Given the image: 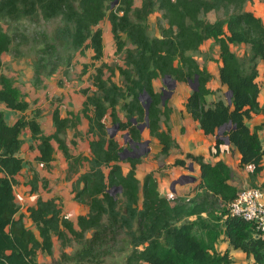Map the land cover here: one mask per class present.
<instances>
[{
    "label": "trees",
    "instance_id": "16d2710c",
    "mask_svg": "<svg viewBox=\"0 0 264 264\" xmlns=\"http://www.w3.org/2000/svg\"><path fill=\"white\" fill-rule=\"evenodd\" d=\"M113 1L0 0V22L58 20L61 27L53 33L54 40L65 43L72 52L90 50L93 62L103 58V34L97 26L106 18L116 53L124 54L122 66L116 68L120 83L112 80L114 69L101 63L92 77L95 90H81L80 113L87 120L85 135L91 137L88 158L73 156L65 139L66 131L72 130L71 144L75 146V139L81 136L77 115L62 116L55 108L52 131L43 133L39 112L24 116L29 108L25 95L10 78L0 75V104L20 114L8 125L0 111V264H37L39 252L52 255L53 241L60 251L55 264H104L105 259L118 257L121 264H233L228 250H216L219 241L244 253L252 264H264V238L250 223L229 215L227 206L240 189L230 183L232 169L218 159L224 144L220 138L215 137V161L206 162L203 156L191 153L174 161L173 167L183 169L188 163L195 164L199 175L189 194L170 200L161 195L153 173L146 174L142 182L137 179L142 159L122 160L123 148L105 125L109 119L111 126L138 144L142 141L139 127L147 122L148 137L161 147L158 156L168 157L179 146L170 133L171 108L154 82L170 77L189 85L196 80L198 89L186 98L185 111L204 136H216L219 128L226 127L223 137L238 152V166L247 170V185L242 187L263 190L264 143L258 132L264 131V105L258 101L257 80L258 66L264 64V21L245 9L252 0H141L139 7H134V0H118L115 8L111 7ZM155 12L162 13L165 27L159 29V36L150 37L146 21ZM220 12L223 16L213 22L204 18ZM16 35L0 29V70L1 57L10 52ZM207 41L218 49L217 78L232 93L230 105L226 97L217 95L219 90L208 88L214 76L194 58ZM54 47L48 43L39 53ZM237 47L247 51L239 57L232 51ZM41 63L39 59L37 69L44 68ZM52 71L54 64L49 73ZM262 77L264 80V73ZM211 95L216 99L207 102ZM253 116H261L263 122L251 130L247 123ZM25 130L36 142V163L51 169L57 151L67 164L70 194L87 208L75 223L64 215L57 197L38 196L33 206L20 211L13 188L25 165L19 157L20 135ZM260 179L263 181L258 183ZM27 186L35 194L39 188L47 191L48 181L33 170ZM111 190L116 193L112 195ZM72 245L79 248L67 253Z\"/></svg>",
    "mask_w": 264,
    "mask_h": 264
},
{
    "label": "rangeland",
    "instance_id": "374dc122",
    "mask_svg": "<svg viewBox=\"0 0 264 264\" xmlns=\"http://www.w3.org/2000/svg\"><path fill=\"white\" fill-rule=\"evenodd\" d=\"M140 5L141 0H134V7H139ZM115 7L116 5H113V8ZM245 9L252 12L256 17H259L264 21V0H252L246 3ZM222 16L223 15L221 12L210 13L204 18L205 20L212 21L216 18H221ZM146 26L148 35L150 37L159 36V29L165 27V21L162 19V13L155 12L150 15L147 18ZM58 27H61V23L58 20L49 22L33 20L21 21L19 23L1 21L0 29H2L5 33L8 35H12L14 32L17 33L10 52L3 55L4 63L1 69L5 70V72H8L9 75H13H11L12 77L10 76V80H12L11 82H13V84L19 83L20 88L22 89L21 91L24 93L26 99L29 102V108L25 112L24 116L30 118L36 112H39L37 120L40 123L43 133H49L52 130L51 114L55 108L59 109L63 116H66L67 114L77 115L79 118L77 129L81 133V136L75 139V146L71 144L73 139L72 130L66 131L65 139L67 141L69 151L73 156L81 154L82 156L88 158V143L91 140V137L85 135L87 130V120L80 113L81 105L84 101L81 90L88 89L89 92H93L95 90L92 85V77L94 75V69L100 66L101 63H105L114 69L115 74L113 75L112 80L115 83H120V77L116 71V68L118 66H122L124 54L116 53L115 45L110 33L109 23L106 18H104L97 26V28H99L103 34V58L100 62H93L91 60L92 52L90 50H84L81 54L79 52H72L67 48L65 43L55 41L53 33ZM22 36H24V38ZM122 39L125 40V37L122 36ZM48 43L55 44L53 51H47L45 54L39 53L40 50H42ZM207 44L208 43L203 44V48L200 49L198 53L194 54V58L201 67H205L215 77L217 76L218 70V62L216 61L218 49L214 44H211L208 47ZM126 48H130V45H128L127 42ZM232 51H234L237 56L241 57L244 52L247 51V48L237 47L232 48ZM69 56L71 57V60L67 61ZM39 59L42 60L41 66H44L43 69H37L36 67ZM52 59L55 60L52 61ZM53 64L54 71H52L50 74L49 72L51 68H53ZM258 69L260 75L257 82L260 86L261 93L263 94L264 80L262 75L264 73V64L260 63ZM36 70H38L37 74H35ZM0 72H2V70H0ZM104 77H109L108 71H105ZM217 83L218 80L215 78V81L212 79L208 86H210L213 91L217 90V88H220L217 95H222V97L225 98V93L227 91L225 90L222 92L223 87H221L220 84L219 87ZM171 86L173 87V94L178 86V84L173 83V80L157 79L154 82L155 90L163 94L164 99L167 101H169V99L172 97L171 94V96L168 98L169 90L167 88ZM185 87L188 89V91H191L190 85L185 84ZM209 98L210 100H214L216 99V96L211 95ZM15 114L17 115V118L20 117L19 113L16 112ZM120 116L122 117V113H120ZM258 123L259 119H257V117H253V119H251L248 124H250L252 127L254 124ZM105 125L107 127L108 133L113 135V138L117 140L119 145L123 148L121 155L122 160L126 157L141 158L143 166L146 168L144 171H147L149 166V170L152 169L153 172L156 173V176L159 180L163 182L177 181L178 184H175L174 189L176 186L183 185L186 182H197L198 177L196 176V169H193L194 164L188 163L187 167L184 169L172 166L176 159L184 158V155L181 151L172 150L168 157H162L151 153L155 146V142L153 139L148 137L145 128L142 131V141L138 144H130L129 139L125 138L126 132L115 131L113 126H111L109 119L105 120ZM161 127H163V124H161ZM225 131L226 128L221 132L217 131L216 136H207L208 138H205L201 142L205 146L203 150L206 153L208 160L213 161L215 160L213 153L216 152L214 148V138L218 137L224 142V144L219 148L218 158H220V155H223L229 161V164L233 170V180H238L235 185L238 186L241 192H243L245 187L242 186L245 185L244 182H241L238 179V176L246 180L247 171L246 169L240 168L238 166V158L234 156V149H231L233 147L225 143V137H223V133ZM180 133L183 134L182 130H180ZM258 135L260 140L264 142V133L259 131ZM20 139L22 141V148L19 153V157L24 160L27 169L21 175V180L19 182L24 183V185L27 186V182H29L32 176V171L34 170L32 168L33 165L41 172L44 171L50 177H54L55 182H70L66 179L67 164L59 152L55 151L54 162L51 164V169L46 170V168L35 162L36 142L31 138L29 131H23L20 135ZM146 141H148L147 146H143V143ZM208 141L211 143V145L207 148L206 144H208ZM86 167L87 164L84 163V167L81 170L84 171ZM107 172L108 170H105V173ZM189 178H192V180ZM195 186L196 183L193 185V189ZM166 187H162L160 189L162 196L164 195L170 200L178 197L176 195H171ZM28 191L29 190L23 191V189H21L19 192L20 199L24 198ZM22 209H25V207H22ZM27 224L29 223L27 222ZM78 248L79 246L72 245L67 250L68 253H73ZM104 262V264H113L112 262L121 264L119 257L113 260L105 259ZM52 263L55 264L53 261Z\"/></svg>",
    "mask_w": 264,
    "mask_h": 264
},
{
    "label": "crops",
    "instance_id": "0c3cea01",
    "mask_svg": "<svg viewBox=\"0 0 264 264\" xmlns=\"http://www.w3.org/2000/svg\"><path fill=\"white\" fill-rule=\"evenodd\" d=\"M209 21L213 22L214 20H212V21L209 20ZM107 32L109 33L108 30H107ZM205 43H208L207 47L211 44L210 41H207ZM202 48H203V45L201 46V49ZM1 61H2V66H3V63H4L3 62V55L1 57ZM1 70H2V72H0V75H4L8 78H11L13 76L12 74L9 75L8 72H5V70H3V69H1ZM215 78L218 80L217 76H215L213 78L214 81H215ZM176 84H178V86H177V88L173 94L171 92L172 97L168 101V107H170L171 111H172L170 114V123H169L171 136L176 140V142L179 146V151H181L183 153V155L186 153H191L194 155H201L204 157L206 162H212L211 160H208L206 153L203 150L205 146L201 143L205 138L207 139L208 137L203 136L202 132L199 130V126H198L197 122H194L192 120V118L190 117V115L187 114V112L184 109V102H185L186 98L189 96L191 91H188V89L185 87L184 83H176ZM217 84L220 87L219 82ZM14 87L18 88L20 90V92L23 93L21 91L22 89L20 88L19 83H14ZM208 88L210 90H212L210 88V86H208ZM219 89L220 88H217V90H219ZM222 89H223L222 92H224L226 90L224 87ZM214 91H216V90H214ZM171 94L170 95L168 94V98L171 96ZM209 97L210 96H208V98H207V102L212 101V100H210ZM258 101H259L261 106L264 105V93L262 94L261 90H260V94L258 97ZM0 111L3 112L4 119L8 125H12L15 122V120L17 118V115L15 114L16 112L6 109L3 104H0ZM61 115H62V113H61ZM253 117H257V119H259V123L254 124L251 127L250 124H248L251 121L250 120L247 123V125L249 126V128L251 130L263 122V118L261 116H253ZM253 117H252V119H253ZM162 128L164 129V126ZM180 130H182L183 134L180 133ZM261 132L264 133V131H261ZM46 134H48V133H46ZM215 139L216 138H214V140ZM153 141L155 142V146H154L151 153L158 155L161 147L158 145V143L155 140H153ZM206 145L208 148L211 145V143H209V141H208V144H206ZM231 149H234V148H231ZM233 151H234L233 152L234 156L236 158H238V164H239V154L235 149ZM170 154H171V152H170ZM218 159H221L224 163H226L231 168V165L229 164V161L225 158V156L220 155V158H218ZM213 161H215V160H213ZM32 168L34 169V171L36 173H38V176L40 179L44 178L48 181V189H47V191H43L41 188H39L37 193L31 194L28 186H25L24 183L18 182L21 180V175L27 169L26 163H25L24 168L21 171V174L18 177H16V181L18 182V184L13 188L16 203L21 208L20 211H22V212L24 211V209H22V207L26 208L28 206H33L37 197L41 196L44 199H49L52 197L59 198L61 201V204H62L61 206H62L64 215L73 223H75L78 215L85 214L87 212V208L85 206L80 205L76 201L73 200V196L70 194V184H69L70 182H55V178L50 177L46 172H44V171L41 172L40 170L36 169L34 165L32 166ZM144 169H146V168L143 166V163L140 166H138V169L136 172L137 179L140 182H142L144 176L146 174L152 172L154 177L157 180L158 189H159L160 193H161L160 189L162 187H166V185H167L166 188H167L168 192L171 193V195H176L178 197H182V196L186 195L187 193L191 192L193 190V185L195 183L197 184V182L191 181L193 178L192 177V178H189V179H191L190 180L191 182H186L183 185H178L174 189V187H175V185H173L174 182H163V181L159 180L156 176V173H154L152 169L149 170V166H148L147 171H144ZM193 169L194 170L196 169V171H197L196 176L198 177L199 170L195 164H194ZM124 171H126V168H124ZM238 179L241 182H244L245 186L247 185L246 180L240 178V176H238ZM237 181L238 180H232L230 183H231V185L236 186L235 183ZM259 181L260 182H258V183H261L263 180L260 179ZM68 187H69V189H68ZM236 187H238V186H236ZM21 189H23V191L29 190L28 193L25 195V197L22 199H20V195H19V192ZM263 193H264V189H263ZM18 199H20V200H18ZM216 250L219 252H223L225 250H228L229 255L231 256V258L233 260V264H252V260L250 258H247L245 256V254L242 253L241 251L232 249L227 242L219 241L216 245ZM65 251L68 253V250H65ZM59 256H60V251H59L58 244L55 241H53L52 255L48 256L47 254L39 252L36 256V262H37V264H54V263H52V261L56 262L59 259Z\"/></svg>",
    "mask_w": 264,
    "mask_h": 264
},
{
    "label": "built area",
    "instance_id": "2783aa9c",
    "mask_svg": "<svg viewBox=\"0 0 264 264\" xmlns=\"http://www.w3.org/2000/svg\"><path fill=\"white\" fill-rule=\"evenodd\" d=\"M229 215L250 223L254 230L264 238V193L258 188H245L227 206Z\"/></svg>",
    "mask_w": 264,
    "mask_h": 264
},
{
    "label": "water",
    "instance_id": "95a60500",
    "mask_svg": "<svg viewBox=\"0 0 264 264\" xmlns=\"http://www.w3.org/2000/svg\"><path fill=\"white\" fill-rule=\"evenodd\" d=\"M117 1L118 0H114L113 2H112V6L111 7H113V5H116L117 4ZM170 80V77H165V79L164 80ZM173 83H175L174 81H173ZM190 85V89H191V91H197V89H198V84H197V81L195 80V82H194V84H189ZM168 88V90H169V95L171 94V92H172V89H173V87L171 86V87H167ZM225 96H226V100H227V102H228V105H230V103H231V96H232V93L230 92V91H227L226 93H225ZM144 99V98H143ZM162 99H164V96L162 97ZM148 104H149V100L147 99V101H146V103H144L143 104V106H144V108H145V111H147V108H148ZM146 121H147V119H145ZM146 125H147V122H146V124H143V125H141L140 127H139V129H140V131L142 132L143 131V129L144 128H146ZM228 127H229V125H228ZM226 127H222V128H219V130H218V132H221L223 129H225ZM113 129L115 130V131H117V127L115 126V127H113ZM110 137H113V135H110ZM125 138H128V135L126 134L125 135ZM225 140V143L226 144H229V142H228V139L227 138H225L224 139ZM130 142V144L132 143L131 141H129ZM147 144H148V141H146V142H144L143 143V146H147ZM178 182L177 181H175L174 183H173V185H175V184H177ZM121 191V189H118V191L117 192H120ZM110 193L113 195V193H116V190H111L110 191Z\"/></svg>",
    "mask_w": 264,
    "mask_h": 264
}]
</instances>
